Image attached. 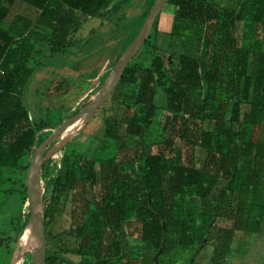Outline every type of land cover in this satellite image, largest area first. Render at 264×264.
Listing matches in <instances>:
<instances>
[{"label":"trees","instance_id":"16d2710c","mask_svg":"<svg viewBox=\"0 0 264 264\" xmlns=\"http://www.w3.org/2000/svg\"><path fill=\"white\" fill-rule=\"evenodd\" d=\"M114 1L0 2V170L17 168L45 129L22 101L35 72L28 64L38 43L37 32H50L46 43L51 55L66 52L77 31V18L84 23L101 18ZM168 4L175 9L173 27L186 21L208 28L201 40L204 52L198 58H168L167 63L155 55L147 69H126L121 83L138 81L139 86L134 107L114 110L105 119L104 137L118 142L114 158L100 162L98 169L94 160L81 158L76 170L58 176L49 195L44 193L47 264H74L70 257L80 258L77 264L125 261L132 252L124 229L132 219L146 246L138 264H163L162 257L178 249H193V257L205 244L198 242L193 230L195 202L200 204L201 218L208 221L207 232L215 219L234 222L233 230L222 232L224 253L236 231L259 232L261 219L251 216V209L258 207L250 200L256 190L264 192V137L255 134L264 122V55L250 62L246 50L236 48L235 42L227 49L224 37L218 38L219 31L227 32L240 20L242 8L231 14L220 12L209 0H169ZM251 5L256 20L264 21V0H251ZM20 6L35 16L30 20L18 16L32 30L14 36L2 24ZM157 90L166 99L168 115L157 152L152 153L145 135L158 112ZM202 91L204 96L197 95ZM120 126L125 127L122 139L117 134ZM239 181L236 206L224 208L222 203ZM57 191L73 193L76 226L51 236L52 222L47 220ZM260 207L264 210V205ZM68 239H74L77 247L66 248ZM220 253L215 249L214 258Z\"/></svg>","mask_w":264,"mask_h":264},{"label":"rangeland","instance_id":"374dc122","mask_svg":"<svg viewBox=\"0 0 264 264\" xmlns=\"http://www.w3.org/2000/svg\"><path fill=\"white\" fill-rule=\"evenodd\" d=\"M2 0H0L1 2ZM158 0H115L102 13L101 18L87 19L84 23L77 18V31L71 36L66 52L51 55L46 39L50 32L40 29L35 52L28 64L35 74L29 79L23 93L22 101L32 118L45 125L37 146L41 145L60 128L80 117L93 102L111 74L120 57L130 48L141 32L151 10ZM220 12L236 14L242 8L238 22L229 27L227 32L219 31L218 38L227 42V49L235 42L236 48L249 53L251 62L255 56L264 55V21H257L251 0H209ZM175 9L167 5L155 19L150 34L143 47L130 62L128 68L141 71L150 67L155 55L167 59H179L182 55L198 58L204 52V35L208 28L186 21L174 23ZM34 19V12L20 6L15 8L2 27L14 36H22L32 30L25 21L17 17ZM25 20V19H24ZM167 30V31H166ZM222 36V37H220ZM204 69V68H203ZM202 69V70H203ZM139 82L122 84L121 80L113 87L103 105L89 118L80 132L66 145L62 152L56 154L44 166L42 185L48 196L50 187L61 174L76 170L81 158L92 159L96 168L100 162L114 158L118 142L106 139L105 119L114 110L134 107ZM204 96L205 91L198 93ZM155 106L158 108L152 126L145 135V142L156 153V143L160 140V129L167 117L166 99L161 90H157ZM78 127V126H77ZM76 128V127H75ZM208 128V125H205ZM74 130V128L72 129ZM70 130L69 132H71ZM125 127L120 126L117 134L122 139ZM73 133V132H72ZM64 135L50 145L45 155L61 146L72 134ZM256 138L264 137V122L255 130ZM35 148L25 155L17 168L0 170V264H14V254L21 227L27 220V202L30 201L25 187L27 172ZM198 157H196L197 159ZM245 172V166L242 167ZM124 171H130L125 168ZM240 181L232 192L228 193L222 206L234 208L239 198ZM56 199L51 205L52 222L49 234L55 236L76 226L73 217V193L57 191ZM188 208V199H186ZM251 209L253 220L261 219L258 233L235 232L227 252L222 251L225 243L223 231L233 230L234 222L227 219H215L208 228V221L200 216V204L195 202L191 211L193 230L198 242L205 241L204 248L196 256L195 264H264V192L256 190ZM260 207V209H259ZM182 214V213H181ZM127 243L131 256L121 263L138 264L139 257L146 253V246L139 240V228L132 219L125 225ZM199 245V244H198ZM66 248H76L77 242L68 239ZM215 249L220 255L214 258ZM193 249L176 250L162 257L163 264H189ZM77 264L80 258L70 257ZM24 264H32L31 257L24 254Z\"/></svg>","mask_w":264,"mask_h":264},{"label":"water","instance_id":"95a60500","mask_svg":"<svg viewBox=\"0 0 264 264\" xmlns=\"http://www.w3.org/2000/svg\"><path fill=\"white\" fill-rule=\"evenodd\" d=\"M169 0H158L151 10L150 16L146 20L141 33L134 40L130 48L120 57L118 60L110 80H108L102 87L99 94L95 97L93 102L85 109V111L80 114V117L85 118L84 124L74 131L69 138L58 148L52 150L47 155H45V150H43L44 145L48 140H45L41 145H34L35 152L30 161V166L27 172L25 187L28 192V197L37 189L40 180L42 178V172L44 166L48 163L50 159L62 152L66 147L67 143L77 135L80 130L85 127L89 121L90 116L100 108L105 102L107 96L111 93L113 87L122 79L124 72L128 68L130 62L137 55L140 49L146 42L150 31L152 29L153 23L159 13L168 4ZM45 155V156H44ZM48 160V161H47ZM27 220L23 221V224L27 221L24 226L22 233L19 235L16 246L19 247L20 242L24 243L25 253L31 257L32 264H47L46 263V235H45V217H44V193L40 194L38 207L35 206L32 200L27 202ZM198 255L196 253L190 260L189 264H195V258ZM12 264V261H10Z\"/></svg>","mask_w":264,"mask_h":264},{"label":"bare ground","instance_id":"6f19581e","mask_svg":"<svg viewBox=\"0 0 264 264\" xmlns=\"http://www.w3.org/2000/svg\"><path fill=\"white\" fill-rule=\"evenodd\" d=\"M142 29H141V31H142ZM84 122H85L84 117H83V119H80L79 121H72V122L66 124L64 127L60 128L52 136H50L47 139L48 140L47 143L43 147V150H45V154H46L48 148L50 147V145L52 143H54V141H56L59 138H62L64 135H68V134L76 131L77 129H79L84 124ZM73 128H74V130H72ZM70 130H72V131L69 132ZM42 193H44V190H43L42 180H40L39 186L37 187V189H35V191L30 196V200H32L34 202L36 207H38L40 194H42ZM24 250H25L24 243L21 241L19 244V247L16 246V248H15L14 264H24V254H25Z\"/></svg>","mask_w":264,"mask_h":264},{"label":"crops","instance_id":"0c3cea01","mask_svg":"<svg viewBox=\"0 0 264 264\" xmlns=\"http://www.w3.org/2000/svg\"><path fill=\"white\" fill-rule=\"evenodd\" d=\"M166 31H167V30H166ZM34 74H35V72H34ZM34 74H33V75H34Z\"/></svg>","mask_w":264,"mask_h":264}]
</instances>
